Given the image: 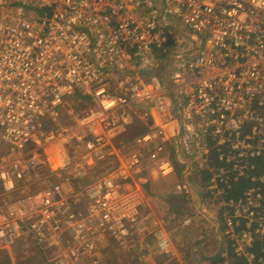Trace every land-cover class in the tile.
<instances>
[{"label":"built area","instance_id":"obj_1","mask_svg":"<svg viewBox=\"0 0 264 264\" xmlns=\"http://www.w3.org/2000/svg\"><path fill=\"white\" fill-rule=\"evenodd\" d=\"M150 172L193 195L182 224L216 223L227 263L264 264V0H0L10 263L30 247L50 264H98L103 243L136 236L171 257Z\"/></svg>","mask_w":264,"mask_h":264},{"label":"crops","instance_id":"obj_2","mask_svg":"<svg viewBox=\"0 0 264 264\" xmlns=\"http://www.w3.org/2000/svg\"><path fill=\"white\" fill-rule=\"evenodd\" d=\"M138 132V131H137ZM153 166L150 165V170ZM153 173L150 172L149 179L150 183L147 185V189L152 192V194L156 197V205L162 203L164 207L167 206L169 208L170 214H175L177 216L178 212H181L184 216L183 211L180 209L182 207H187V198L188 201L191 199L193 195L184 194L183 198L179 196L172 190L173 185L178 180L176 176H168L166 178H156L152 177ZM203 176V177H202ZM201 178H205L206 174H202ZM171 177L176 179L172 182ZM194 180H196L197 184L199 183L200 177L197 176ZM203 182V181H202ZM152 187V188H151ZM185 201L184 204L182 201ZM167 204V205H166ZM181 218V226L179 230H171L168 225L169 233L172 237L178 235V242L174 241V249L177 250V255H183L184 264H230L227 263V258L223 262H220L216 256L219 255L218 248H220L221 244L218 240L217 236V225L210 218H206L202 214H197L194 217L193 222L189 225H183ZM220 217L217 219L219 220ZM214 219V218H213ZM208 221L207 226H204V221ZM204 239L202 240V237ZM149 243L151 244V248L158 251L156 248V243L153 237H149ZM116 244V243H114ZM201 245V246H198ZM140 247H143V252L141 253L140 260L145 261L147 264L151 261L155 264H162L161 261L163 257L159 254L155 253L151 255V249L148 248L146 242L140 244ZM199 247V248H198ZM176 261L181 264V260L179 256Z\"/></svg>","mask_w":264,"mask_h":264},{"label":"rangeland","instance_id":"obj_3","mask_svg":"<svg viewBox=\"0 0 264 264\" xmlns=\"http://www.w3.org/2000/svg\"><path fill=\"white\" fill-rule=\"evenodd\" d=\"M188 33L191 34V31L187 30ZM170 69L168 70V73H170ZM76 99H74L73 101L72 100H69V101H72L74 105L76 104H80L82 108H85L87 107L88 105L90 104H85L82 102V100L78 99L79 98V95H75L74 96ZM66 109H69L70 111H73L75 112V109L72 108L70 106V104H67L65 105ZM65 112V111H64ZM135 117V116H134ZM63 121H64V118H63ZM66 122H70V119L69 117H65V123ZM142 121H139V122H136V118H134V121H133V124L130 125L136 132L140 131L141 132V129H142ZM192 167L195 169L196 168V163L195 162H192ZM104 172V168H98L96 170H94L93 172H91L89 178H88V181H91L93 178H96L98 175L102 174ZM171 180L172 182H174L176 179L172 178L171 177ZM187 183L196 188L198 185H197V182L196 180H194L192 177H188L187 179ZM181 181H183L181 179ZM152 188V187H151ZM33 189V187L31 188ZM198 192L200 194H202L201 190L199 189ZM167 205V204H166ZM164 211L167 212V222L170 226V229L171 230H176L177 231V228L179 230V227L181 226V218L183 216V214L181 212H178L177 213V216L175 217V214H170L169 212V208L167 206L164 207ZM208 224V221H204V226H207ZM178 235H176L175 237H173V242L174 241H177L178 242ZM180 238V237H179ZM149 237L144 239L143 242L145 241L146 242V245L148 246L149 249H151L150 253L151 255L155 253L156 250L152 249L151 247V244L149 243L148 241ZM204 239V236L202 237V240ZM141 242L140 240H138V237H133L131 241H129L127 244L125 245H122V244H114L113 242H110V243H103L100 248H99V251H98V261L99 263L98 264H147L145 261H141L140 260V257L141 256V253L143 252V247H140V244L143 243ZM174 244V243H173ZM198 246H201V245H198ZM175 247V246H174ZM199 248V247H198ZM23 253V252H21ZM157 254L161 255L158 251H156ZM24 254L31 257V256H35V252L34 250H32L30 247L28 249H26L24 251ZM177 250H174V253L171 257H165V256H162L163 259L161 261L162 264H179L176 259H178L177 256H179L180 258V262L181 264H184V260H183V255H177ZM37 257V256H35ZM27 258V257H26ZM26 258H23V257H19V259H16V261H12L13 264H20V262H22L23 260H27ZM49 257L48 256H44L43 259H39V263L38 264H50L49 263ZM0 264H12L10 263V261L8 260V257H7V253L5 250L1 251L0 250ZM148 264H155L154 261L153 263L151 261H149Z\"/></svg>","mask_w":264,"mask_h":264},{"label":"trees","instance_id":"obj_4","mask_svg":"<svg viewBox=\"0 0 264 264\" xmlns=\"http://www.w3.org/2000/svg\"><path fill=\"white\" fill-rule=\"evenodd\" d=\"M246 185V182L245 181H241L238 185H237V193L236 196L239 194L240 190L242 189V187ZM216 258H218V260H220V262H223L225 260L224 257H222L220 254L218 256H216ZM229 258L230 260L233 258L232 257V253L229 252ZM39 263V258L38 257H35V256H31V257H28L27 260H23L22 262H20V264H38ZM230 264H241V260H233L230 262Z\"/></svg>","mask_w":264,"mask_h":264}]
</instances>
